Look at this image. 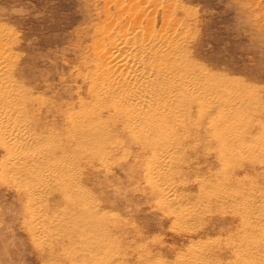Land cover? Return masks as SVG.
<instances>
[{
	"label": "rangeland",
	"instance_id": "1",
	"mask_svg": "<svg viewBox=\"0 0 264 264\" xmlns=\"http://www.w3.org/2000/svg\"><path fill=\"white\" fill-rule=\"evenodd\" d=\"M130 2L0 0V84L15 94L8 111L37 137L35 148L54 141L50 160L72 162L60 176L72 199L55 186L42 193L37 235L24 189L33 178L0 170V264H264V152L223 157L215 137L237 132L236 148L264 133V0H145L157 2L152 34L173 52L149 65L173 62L163 74L176 98L169 135L148 145L112 100L96 97L104 63L93 45L107 43L100 28ZM164 149L172 204L149 180Z\"/></svg>",
	"mask_w": 264,
	"mask_h": 264
},
{
	"label": "bare ground",
	"instance_id": "2",
	"mask_svg": "<svg viewBox=\"0 0 264 264\" xmlns=\"http://www.w3.org/2000/svg\"><path fill=\"white\" fill-rule=\"evenodd\" d=\"M144 2L145 0H140L139 3L131 0L128 5L120 3L118 5L119 15L114 18L109 27L103 30L100 28L107 43L93 45V49L102 57L104 63L98 72L101 78V86L99 85L96 92L98 101L102 103L112 100L113 112L118 111L123 115L124 127L129 132L141 131V139L148 145V139L153 134L157 137L162 132L169 135L167 127L168 123L175 120L173 110L176 98L172 94L173 81H170V77H168L170 69L175 68L173 62L163 63V66L169 70L166 74H163L164 67L149 65L150 56L156 61L162 59L161 56L166 54L173 57V52H171L172 49H167V38L163 34H152V22L156 14L153 8L157 2L152 7L143 5ZM129 6L130 10L128 11ZM138 8L141 11L137 15ZM143 10L147 14L145 19L149 18L144 26L142 24ZM121 16L130 19L125 26L119 23ZM112 26L115 29L110 28ZM160 73H162L161 76ZM4 87L0 84V146L5 148L6 156L0 170L3 175H11L14 178L15 174H12L19 169L30 179L33 178V183L26 184L24 189L28 193V230L29 233L37 235L41 229L39 224L41 213L39 211L43 209L42 193L48 187L55 186L59 189L64 188L65 197L68 200L72 199L67 185L60 179L61 175L63 178L66 177L64 169L69 168L72 162L70 163L71 158L68 159L65 155H61L59 159L50 160L48 158L56 149V145L51 139L44 141V147L35 148V144L39 142L37 137H33L32 134L19 128L20 124L15 119L18 116L13 115L12 118L8 101L13 100L15 94L4 93L6 91ZM11 104L14 108V104L12 102ZM170 107L172 113L169 111ZM231 110L230 108L229 111ZM84 125L85 123H79L76 128L83 131ZM86 128L87 130H96L90 125ZM238 136L237 132L226 129H222L218 135L215 134L216 139L219 140L218 150L221 156H232L236 152H247V154L251 151L258 152V154L264 152V133L254 136L251 145L234 148L233 146L238 144ZM70 138L78 139L77 133L70 134ZM158 141L166 144L165 137ZM172 167L171 157L165 153V149L153 157L148 167V170L151 171L150 182L161 186L159 199L163 204H172L178 200L172 181L161 183L167 174H171ZM201 185L203 184L201 183ZM183 210L187 211V208H183Z\"/></svg>",
	"mask_w": 264,
	"mask_h": 264
}]
</instances>
